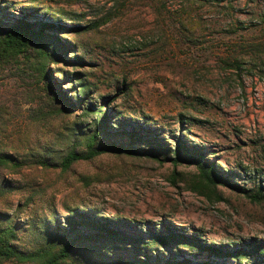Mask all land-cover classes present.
<instances>
[{
  "label": "rangeland",
  "instance_id": "374dc122",
  "mask_svg": "<svg viewBox=\"0 0 264 264\" xmlns=\"http://www.w3.org/2000/svg\"><path fill=\"white\" fill-rule=\"evenodd\" d=\"M5 1H16V16L47 20L38 7L51 6L74 17L56 24L87 27L49 30L64 44L48 71L55 92L70 98L84 81L103 109L109 100L107 109L122 114L119 119H150L161 136L183 135L229 175L252 172L264 183V0H0V6ZM78 56L81 62L74 61ZM47 94L29 64L0 71L5 138L13 140L24 127L27 112L14 104L27 99L26 109L36 107ZM79 113L63 123L51 117L42 132L50 129L48 136L56 132L69 141L68 125ZM174 171L182 178L177 183ZM196 171L187 162L175 166L114 153L78 161L68 171L5 170L14 189L0 196V211L22 207L20 222H39L82 203L86 212L136 221L137 230L148 225L197 233L218 245L264 239V202L222 185L217 191L223 200L192 191ZM21 236L27 246L35 238L30 231Z\"/></svg>",
  "mask_w": 264,
  "mask_h": 264
},
{
  "label": "trees",
  "instance_id": "16d2710c",
  "mask_svg": "<svg viewBox=\"0 0 264 264\" xmlns=\"http://www.w3.org/2000/svg\"><path fill=\"white\" fill-rule=\"evenodd\" d=\"M5 2L0 6V71L20 69L22 63L29 64L40 73L48 90V100L27 109L25 106L31 103L27 99L14 104L16 110L21 114L27 112V115L23 129L13 140L4 136L5 108L0 105V196L14 189L3 176L5 170L16 172L24 167L39 166L68 171L78 161L114 153L152 158L162 163L171 161L175 166L187 162L197 169L189 183L192 191L223 200L217 191L222 185L252 202H264V183L258 175L247 171L243 175H229L183 135L170 132L166 137L161 136L150 119L143 122L130 117L119 119L122 114L107 109L109 100L103 109L84 81L79 89L74 86L70 98L55 92L48 71L51 65L58 63L64 44L58 36H51L49 30L58 27L71 33L87 27L56 24V19L65 22L74 19L61 8L40 6V13L48 14L47 20L34 21L27 14L16 16L12 13L16 1ZM75 59L82 61L79 56ZM78 75L77 72L72 74L82 82ZM71 82L74 85V81ZM77 111L80 113L68 125L69 141L66 135L56 136V132L48 136L50 129L42 132V125L51 117L63 123ZM231 176L244 182L239 183ZM181 179L174 171L172 181L177 183ZM83 206L82 203L65 205L64 215H53L52 219L45 215L39 222L29 219L25 223L19 221L22 207L12 214L0 211V264H264V239L218 245L201 239L197 233L171 229L165 232L148 225L137 230L136 221L109 218L99 211L86 212ZM25 231L35 237H31L33 241L28 246L21 243V233Z\"/></svg>",
  "mask_w": 264,
  "mask_h": 264
}]
</instances>
